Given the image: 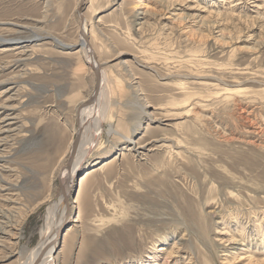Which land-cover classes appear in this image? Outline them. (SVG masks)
I'll return each mask as SVG.
<instances>
[{"label":"rangeland","instance_id":"374dc122","mask_svg":"<svg viewBox=\"0 0 264 264\" xmlns=\"http://www.w3.org/2000/svg\"><path fill=\"white\" fill-rule=\"evenodd\" d=\"M79 1L0 0V264H19L42 228L49 238L48 201L94 90ZM81 11L107 110L83 138L96 141L56 264H264V0Z\"/></svg>","mask_w":264,"mask_h":264},{"label":"bare ground","instance_id":"6f19581e","mask_svg":"<svg viewBox=\"0 0 264 264\" xmlns=\"http://www.w3.org/2000/svg\"><path fill=\"white\" fill-rule=\"evenodd\" d=\"M80 1L78 5H80ZM83 16H84L83 28L87 32L88 37H89V24L90 23L87 17L84 15V13H83ZM80 40L84 41L82 37H80ZM91 45L89 46L83 45L82 50L84 53L85 60L91 68L92 66L96 64L100 66V71H101L100 90L94 102L90 104L89 106H86L80 110L79 123L81 127V134H80L81 139H80L78 149L76 150V153L72 157L69 167L66 166V163L68 161L67 160L65 162V165L60 170V173H59V186L60 187H59V192L57 193L56 197L53 198L51 196L52 198L50 197L49 201L47 200L49 203L47 205V211H46L44 223L48 224V229L50 232L49 238L44 228H42L41 239L39 241L38 246L30 250V252L23 257L22 261L18 262L19 264H56V254L58 253V249L60 246V240L62 236L65 235L63 233L64 231L68 229L67 227L70 225V222L74 221L73 220L74 217L72 216L73 214L72 205L76 203L78 199L77 196L74 198V193L76 191L74 188V186L76 185V177L78 176V173L84 167L83 166L84 162L86 161L87 157L92 152L95 141H96L95 134H92L91 136L87 137L84 141H83V138H85L84 136L86 135L89 128L93 124L98 126V124L101 123L102 119L106 115V110H107V104H106L107 102H105V99H106L105 98L106 97L105 84H106V80H109V79H107L106 71L105 69L102 68V64L98 60L96 51ZM91 49H94L95 56H92ZM123 53L125 52H121V54ZM92 94L89 97H91ZM87 98L82 100V102L85 101ZM142 113H144L143 109H142ZM3 128L5 129L4 131L8 130L6 126L4 127L2 126L1 129ZM76 132H77V126L74 129V136ZM73 140H74V137L70 143L71 147H70L68 158L70 157V154H71ZM132 144L133 145H130L128 147L129 150L134 148L136 145V143H132ZM106 163H109V162H106ZM92 171L93 170L91 169L86 170L85 176L81 177L80 182L77 184L82 185L85 177H87L88 174L90 175ZM15 233H16L15 231L14 232L11 231L10 235L14 236L16 235Z\"/></svg>","mask_w":264,"mask_h":264},{"label":"water","instance_id":"95a60500","mask_svg":"<svg viewBox=\"0 0 264 264\" xmlns=\"http://www.w3.org/2000/svg\"><path fill=\"white\" fill-rule=\"evenodd\" d=\"M84 4V0L80 1V5L78 8L79 14H80V29H79V34L80 36L84 39V41L82 40L80 43V46L83 47L84 46H89L91 45L89 37L87 32L84 30L83 28V23H84V16L83 13L81 11L82 5ZM36 39H32L30 41H23L22 43H27V42H34ZM92 46V45H91ZM91 54L92 56H95V52L94 49H91ZM92 70L94 72V76H95V83H94V90H93V94L91 97L87 98L85 101L81 102L76 110V117H77V132L74 136V140L72 143V149H71V154L70 157L68 158V161L66 163V166L69 167L70 162L72 160V157L74 156V154L76 153V150L78 149L79 143H80V139H81V127H80V123H79V116H80V110L86 106H89L90 104H92L94 102V100L97 97V94L100 90V84H101V71H100V66L98 64L92 66Z\"/></svg>","mask_w":264,"mask_h":264},{"label":"crops","instance_id":"0c3cea01","mask_svg":"<svg viewBox=\"0 0 264 264\" xmlns=\"http://www.w3.org/2000/svg\"><path fill=\"white\" fill-rule=\"evenodd\" d=\"M82 102V101H81Z\"/></svg>","mask_w":264,"mask_h":264}]
</instances>
